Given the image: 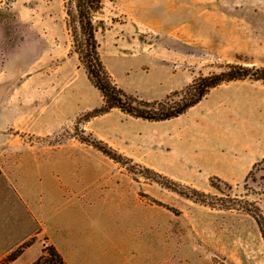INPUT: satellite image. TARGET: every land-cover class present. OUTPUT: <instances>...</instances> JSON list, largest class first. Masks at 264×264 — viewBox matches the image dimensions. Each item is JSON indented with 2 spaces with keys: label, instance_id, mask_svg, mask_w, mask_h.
I'll list each match as a JSON object with an SVG mask.
<instances>
[{
  "label": "rangeland",
  "instance_id": "1",
  "mask_svg": "<svg viewBox=\"0 0 264 264\" xmlns=\"http://www.w3.org/2000/svg\"><path fill=\"white\" fill-rule=\"evenodd\" d=\"M101 3L93 17L101 60L117 86L140 100L160 102L175 92L179 98L196 79L222 72L229 64L264 68V0ZM77 26L74 0H0V119L13 110L38 130V107L48 105L38 101L44 98L58 105L60 113L74 117L69 126L43 137L14 130L2 121L0 137L1 131H16L8 136L14 140L11 150L0 143V158L5 155L9 159L3 162L5 169L11 170L16 162L29 166L37 162L38 167V153L49 157L64 144L73 143L76 159L96 164L99 168L92 170H101L107 188L119 189L114 190L117 196L139 208L138 215L122 217L149 225L133 231L139 235V244L122 247L120 256L117 251L118 263L264 264V239L253 216L264 217V160L240 182L179 174L177 168L176 173L167 174L95 136L87 125L95 118L102 120L105 133H113L114 128L129 132L146 120L135 123L137 118L118 109L111 110L109 117L102 116L110 112L84 120L88 112L103 105V97L89 81L74 50L72 28ZM219 86L218 95L226 99L235 88L264 87V82L246 78ZM82 138L102 141L123 157L115 161ZM154 173L180 184L185 192L189 188L203 192L212 205L160 185L165 181ZM52 207L57 214H64L68 203L57 199ZM108 217L113 218L107 215V221ZM20 222L18 216L11 218L0 208V247L16 239ZM129 231L123 229V235ZM36 240L38 236L26 242ZM39 242L48 244L44 235Z\"/></svg>",
  "mask_w": 264,
  "mask_h": 264
},
{
  "label": "crops",
  "instance_id": "2",
  "mask_svg": "<svg viewBox=\"0 0 264 264\" xmlns=\"http://www.w3.org/2000/svg\"><path fill=\"white\" fill-rule=\"evenodd\" d=\"M221 89V86L211 89L199 103L169 120L142 121L140 128L129 132L114 128L113 133H105L100 126L102 120L95 118L87 124L88 129L128 157L164 173H176L174 168H177L179 174L217 176L228 182H240L255 164L264 160V87L235 88V93L226 99L218 95ZM42 102L48 105L43 109L38 107V130L13 110H7L0 123L41 137L71 124L73 116L60 113L58 105L50 100L38 101ZM111 115L112 112L102 117ZM4 120L8 122L5 124ZM95 122L98 123L93 126ZM97 126L100 128L96 129ZM15 132L1 131L0 143L7 149L14 145L8 136H14ZM72 145L64 144L49 157L38 153V167H35L37 162L35 166L16 162L7 171L3 162L9 159L5 155L0 158V208L21 221L16 239L0 247V260L38 236V241L8 263L32 264L44 247L39 242L40 235L55 246L67 264H122L117 262L116 252L120 256L122 247L139 244V235L133 231L140 227L147 229L149 225L139 224L133 217H122L138 215L139 208L117 196L114 190L119 189L107 188L101 170H92L99 168L96 164L76 159ZM57 199L68 203L64 214L53 211L52 204ZM107 215L113 218L108 217L111 219L107 221ZM125 228L130 231L123 235Z\"/></svg>",
  "mask_w": 264,
  "mask_h": 264
},
{
  "label": "trees",
  "instance_id": "3",
  "mask_svg": "<svg viewBox=\"0 0 264 264\" xmlns=\"http://www.w3.org/2000/svg\"><path fill=\"white\" fill-rule=\"evenodd\" d=\"M74 3L78 25L72 28L74 50L78 54L89 81L99 90L103 97V105L88 112L84 116V120L86 121L90 118L104 115L113 109H118L122 113L137 119L152 122L165 121L184 114L188 109L199 103L211 89L224 83L246 78L264 82V68L254 69L241 65L229 64L227 69L222 72L213 73L196 79L184 91V95L179 98H175L178 96V93L175 92L173 95L167 96L164 101L160 102L140 100L125 93L117 86L101 60L98 51V43L95 37L96 29L93 23L95 13L102 7L101 0H74ZM81 141L88 145H92L115 161L123 157L118 151L112 149L102 141L92 140V142H89L84 138H82ZM154 174L165 181V183H160V185L173 192L193 199L200 204L212 205V202L207 200L208 195L203 192L190 188L185 192L182 188L183 186L180 184L165 179L157 173ZM255 209L258 210L256 207ZM246 212L249 213V210H246ZM253 216L264 239V217L261 214ZM31 243V241H28L22 244L17 250L9 254L3 260L2 264H8L15 260L25 248L31 245ZM32 264L67 263L55 246L48 243L42 248L41 254Z\"/></svg>",
  "mask_w": 264,
  "mask_h": 264
}]
</instances>
